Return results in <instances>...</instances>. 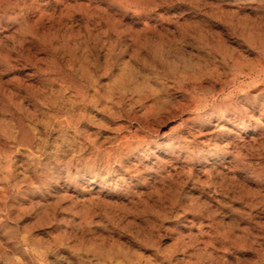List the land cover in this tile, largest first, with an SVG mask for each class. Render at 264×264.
Masks as SVG:
<instances>
[{"label": "rangeland", "instance_id": "1", "mask_svg": "<svg viewBox=\"0 0 264 264\" xmlns=\"http://www.w3.org/2000/svg\"><path fill=\"white\" fill-rule=\"evenodd\" d=\"M0 264H264V0H0Z\"/></svg>", "mask_w": 264, "mask_h": 264}, {"label": "bare ground", "instance_id": "2", "mask_svg": "<svg viewBox=\"0 0 264 264\" xmlns=\"http://www.w3.org/2000/svg\"><path fill=\"white\" fill-rule=\"evenodd\" d=\"M224 67H225V66H224ZM218 69H219V67H218ZM215 70H216V69H215ZM213 72H215V71H213ZM222 72H223V71H222ZM222 72H221V73H222ZM185 73H186V72H185ZM185 73H184V74H185ZM197 73H198V72H197ZM217 73H218V72H217ZM201 75H203V74H201ZM201 75H200V76H201ZM187 76H188V75H187ZM191 76H192V74H191ZM237 76H238V75H237ZM183 77H184V75H183ZM220 77H221V76H220ZM247 77H248V76H247ZM188 78H189V77H188ZM202 78H203V76H202ZM205 78H206V76H205ZM121 79H122V78H121ZM121 79H120V80H121ZM129 79H130V78H129ZM180 79H181V78H180ZM130 80H131V79H130ZM186 80H187V77H186ZM205 80H206V79H205ZM205 80H204V81H205ZM116 81H117V80H116ZM116 81H115V83H116ZM158 81H159V80H158ZM176 81H177V79H176ZM188 81H189V80H188ZM212 81H213V80H212ZM120 82H121V81H120ZM129 82H130V81H129ZM183 82H184V81H183ZM191 82H192V81H191ZM194 82H195V81H194ZM233 82H234V81H233ZM122 83H123V82H122ZM122 83H121V84H122ZM126 83H127V82H126ZM136 83H137V82H136ZM176 83H177V82H176ZM217 83H218V82H217ZM119 84H120V83H119ZM142 84H143V83H142ZM184 84H185V83H184ZM197 84H198V83H197ZM212 84H213V83H212ZM214 84H215V83H214ZM112 85H113V84H112ZM115 85H116V84H115ZM122 85H123V84H122ZM127 85H128V84H127ZM144 85H145V84H144ZM151 85H152V84H151ZM176 85H178V84H176ZM118 86H119V85H118ZM132 86H135V85H132ZM141 86H142V85H141ZM146 86H147V85H146ZM217 86H218V85H217ZM120 87H121V86H120ZM122 87H123V86H122ZM136 87H137V86H136ZM139 87H140V86H139ZM142 87H143V86H142ZM144 87H145V86H144ZM148 87H149V85H148ZM168 87H169V86H168ZM170 87H171V86H170ZM172 87H173V86H172ZM181 87H182V86H181ZM186 87H187V86H186ZM186 87H185V88H186ZM188 87H189V86H188ZM192 87H193V86H192ZM228 87H229V86H228ZM230 87H231V86H230ZM112 88H113V86H112ZM112 88H111V89H112ZM130 88H131V87H130ZM132 88H133V87H132ZM137 88H138V87H137ZM152 88H153V87H152ZM175 88H176V87H175ZM179 88H180V87H179ZM134 89H135V88H134ZM146 89H147V87H146ZM168 89H169V88H168ZM193 89H194V88H193ZM215 89H216V88H215ZM219 89H220V88H219ZM224 89H225V88H224ZM224 89H223V90H224ZM226 89H227V88H226ZM113 90H114V89H113ZM128 90H129V89H128ZM128 90H127V91H128ZM138 90H139V89H138ZM140 90H141V89H140ZM157 90H158V89H157ZM175 90H176V89H175ZM223 90H222V91H223ZM131 91H133V90H131ZM152 91H153V90H152ZM178 91H180V90H178ZM190 91H191V89H190ZM215 91H216V90H215ZM109 92H111V91H109ZM117 92H118V91H117ZM150 92H151V91H150ZM158 92H160V91H158ZM176 92H177V91H176ZM124 93H125V92H124ZM135 93H136V91L134 92V95H135ZM142 93H144V92L142 91ZM142 93H141V94H142ZM181 93H182V92H181ZM213 93H214V92H213ZM126 94L128 95L129 93H126ZM126 94H125V95H126ZM149 94H152V93H149ZM159 94H160V93H159ZM183 94H184V93H183ZM225 94H226V93H225ZM118 95H119V94H118ZM121 95H122V94H121ZM123 95H124V94H123ZM129 95H130V94H129ZM137 95H138V94H137ZM144 95H146V94L144 93ZM152 95H155V94H152ZM180 95L182 96V94H180ZM187 95H188V94H187ZM205 95H206V94H205ZM228 95L231 96V94H228ZM102 96H103V95H102ZM206 96H207V95H206ZM208 96H209V95H208ZM128 97H129V96H128ZM150 97H151L150 95H147V96L139 95V98H138L137 102H135V103H136V104H137V103H140V102H142V101H144L145 99H148V98H150ZM172 97H173V96H172ZM184 97H185V96H184ZM184 97H183V98H184ZM210 97H211V96H210ZM216 97H217V96H216ZM227 97H228V96H227ZM98 98H99V97H98ZM107 98H108V97H107ZM123 98H124V97H123ZM123 98H120V99H119V102H120V103L123 101V100H122ZM132 98H133V97H132ZM132 98H130V99H132ZM152 98H153V97H152ZM158 98H160V97L158 96L157 99H158ZM211 98H212V97H211ZM217 98H218V97H217ZM101 99H102V98H101ZM113 99H114V98H113ZM117 99H118V98H117ZM153 99H154V98H153ZM172 99H173V98H172ZM212 99H213V98H212ZM92 100H93V99H92ZM109 100H110V99H109ZM132 100H134V99H132ZM132 100H131V101H132ZM100 101H101V100H100ZM100 101H99V102H100ZM114 101H115V100H114ZM124 101H125V100H124ZM134 101H136V100H134ZM162 101H164V100L162 99ZM165 101H166V99H165ZM173 101H174V100H173ZM217 101H218V100H217ZM99 102H98V103H99ZM105 102H107V101H105ZM127 102H128V101H127ZM153 102H154V101H153ZM157 102H158V101H157ZM160 102H161V101H160ZM175 102H176V101H175ZM211 102H212V101H211ZM211 102H210V103H211ZM215 102H216V101H215ZM92 103H93V102H92ZM100 103H101V102H100ZM129 103H130V102H129ZM115 104H116V103H115ZM126 104H127V103H126ZM143 104H144V103H143ZM158 104H159V102H158ZM192 104H193V103H192ZM101 105H102V104H101ZM150 105H151V104H150ZM159 105H160V104H159ZM172 105H173V104H172ZM113 106H114V105H113ZM121 106H122V104H121ZM121 106H120V107H121ZM123 106H124V105H123ZM132 106H133V105H132ZM135 106H136V105H135ZM135 106H134V107H135ZM137 106H139V104H138ZM187 106H188V105H187ZM95 107H96V105H95ZM100 107H101V106H100ZM120 107H119V108H120ZM134 107H133V108H134ZM148 107H149V105H148ZM103 108H104V107H103ZM103 108H102V110H103ZM106 108H107V106H106ZM121 108H122V107H121ZM128 108H129V107H128ZM176 108H177V107H176ZM179 108H180V107H179ZM199 108H200V106H199ZM144 109H145V108H144ZM196 109H197V108H196ZM99 110H100V109H99ZM104 110H105V109H104ZM106 110H107V109H106ZM117 110H118V108H117ZM129 110H130V109H129ZM134 110H135V109H134ZM155 110H156V109H155ZM112 111H113V110H112ZM112 111H111V112H112ZM118 111H119V110H118ZM124 111H125V110H124ZM131 111H132V110H131ZM145 111H146V110H145ZM106 112H107V111H106ZM111 112H109V113L111 114ZM150 112H151V111H150ZM178 112H179V111H178ZM123 113H124V112H123ZM123 113H122V114H123ZM130 113H131V112H130ZM132 113H133V112H132ZM124 114H125V113H124ZM113 115H114V114H113ZM113 115H112V116H113ZM115 115H116V114H115ZM133 115H134V114H133ZM148 115H149V114H148ZM117 116H119V115H117ZM125 116H126V114H125ZM141 116H142V115H141ZM110 117H111V116H110ZM113 117H114V116H113ZM114 118H115V117H114ZM136 119H137V118H136ZM142 119H143V118H142ZM139 120H140V119H139ZM140 121H141V120H140ZM143 121H144V120H143ZM137 133H138V132H137ZM137 133H136V134H137ZM134 136H135V135H134ZM135 137H136V136H135ZM131 138H132V137H131ZM124 147H125V145H124ZM123 150H124V149H123ZM113 152H114V151H113ZM227 157H228V156H227Z\"/></svg>", "mask_w": 264, "mask_h": 264}]
</instances>
